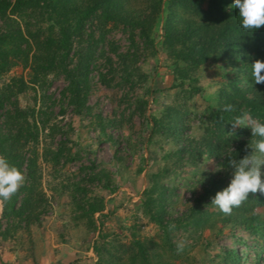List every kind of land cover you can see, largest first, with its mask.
<instances>
[{
    "label": "rangeland",
    "instance_id": "374dc122",
    "mask_svg": "<svg viewBox=\"0 0 264 264\" xmlns=\"http://www.w3.org/2000/svg\"><path fill=\"white\" fill-rule=\"evenodd\" d=\"M144 4L143 0H132L130 7L139 11L145 8ZM34 12L25 9L12 16L26 32L33 22ZM6 13L10 14V10ZM164 16L161 13L154 27L156 37L162 33ZM134 33L135 43L132 45L128 27L110 23L104 32V50L114 62L117 58L111 48L132 57L128 63V82L123 79L126 74L122 78L119 73L112 77L110 85L103 83L100 74H104L107 67L105 59L98 53L90 67L88 81L81 83L89 111L77 114L72 99H65L51 108L49 125H57L60 132L51 139L44 138L47 131L40 133L36 150V187L48 206L45 211L40 210L38 221L28 228L22 224L20 230L13 232L10 223L1 219L0 200L2 264H99L93 246H104L106 251L103 250L101 256L105 264H144L135 251L129 249L134 239L147 245L151 264H211L217 250L224 247L240 252L241 264H264L261 260L264 254L256 253L257 240L240 227L224 225L219 236L217 231L222 225L218 221L207 223L197 232L189 227L186 232L173 230L171 242L175 249L172 251L160 228L145 215L143 192L156 180L152 178L154 174L164 171L157 181L175 194L168 207V216L172 218L190 208L193 199L201 193L205 180L223 175L211 159L196 161V174L193 167L187 165V156L182 160L174 155L164 159L179 146L166 139L162 131L151 133L153 126L149 115L160 117L166 108L172 113L176 111L184 123L182 138H202L206 129L205 118L216 106L218 91L233 77L234 70L229 63L207 61L193 74L196 79L193 85L200 91L191 95L187 84L182 88L177 86L173 60L160 43H154V52L150 54L143 49L138 31ZM49 34L44 26L42 37L45 39ZM99 35L96 31L95 37ZM75 60L72 58L70 68ZM29 73V67L19 64L0 78V85L9 83L12 78L28 81ZM47 80L46 94L60 100L67 86L64 76L51 72ZM17 100L22 108H39V98L32 89L19 94ZM145 100L147 105L143 108L140 103ZM60 142L64 144L58 163L45 160L43 146L48 144L49 150L56 152ZM33 147L32 143L25 147L23 154L26 158L31 155ZM100 172H103L101 182L87 181L88 175ZM93 200L101 201L104 208L95 213L91 221L83 215L78 204L86 210L87 203ZM180 241L185 242V247L182 252H177Z\"/></svg>",
    "mask_w": 264,
    "mask_h": 264
},
{
    "label": "trees",
    "instance_id": "16d2710c",
    "mask_svg": "<svg viewBox=\"0 0 264 264\" xmlns=\"http://www.w3.org/2000/svg\"><path fill=\"white\" fill-rule=\"evenodd\" d=\"M131 1H2L0 78L19 64L29 67L30 73L28 81L12 78L9 83L0 85V155L21 172L24 170L22 173L25 177L22 186L9 200H1V219H6L10 223L9 228L15 232L22 228V224L28 228L38 221L40 213L47 208V200L36 187V150L40 144V133L47 131L44 138L51 139L55 133L60 132L57 125H49L51 108L65 99L73 100L77 114L89 111L85 106L86 98L82 95L81 83L88 81L90 67L93 66L96 55L100 53L106 62V72L100 74L103 83L110 85L112 77L119 73L122 78L123 74H126L123 79L125 82L129 81L128 63L132 58L130 54L117 53L111 48L117 58V62H114L104 50V32L107 25L121 24L130 28L132 45L135 43L134 31H138L143 49L150 54L154 52V43H160L173 60L177 86L182 88L187 84L191 95L200 91L193 85L196 81L193 74L207 61L229 63L234 70L233 77L219 89L216 106L210 109L205 118L206 129L202 138H182L184 123L180 121L176 111L172 113L166 108L160 117L149 115L153 126L151 133L162 131L166 139L177 142L179 146L173 153L165 155L164 159L169 155H174L180 160L187 156V165L193 167L195 174L198 169L196 161L211 159L223 171V175L218 174L205 180L201 193L193 199L190 208L172 218L168 216V207L175 194L172 189L157 181L164 171L154 174L152 178L156 180L143 192L142 207L145 215L160 228L165 243L173 249L172 251L175 246L173 247L171 242L173 230H169V225L174 224V230L183 229L186 232L189 227L197 232L207 223L218 221L222 226L217 231V236L222 234L224 225H235L254 236L256 244L259 245L256 253L264 254V194L250 193L249 198L241 206L234 207L230 215H225L211 204L216 193L226 188L232 179L234 170L228 165V156L239 160L251 152V149L247 148L252 139L251 129L238 127L234 134H229L233 132L232 120L246 110L253 118L264 122V84H255L251 76V64L257 59L264 61V26L256 30L243 29L239 9L232 7L234 0H143L145 8L139 11L132 10ZM25 9L35 11L33 22L26 32L12 16ZM7 10H10V14L6 13ZM161 13L165 14L164 24L161 35L156 37L154 27ZM44 26L48 33H51L45 39L42 37ZM96 31L100 34L98 38L95 37ZM72 58L76 60L70 68ZM51 72L62 74L67 82L58 101L46 94L47 78ZM28 89H32L39 98L38 109L35 106H19L17 96ZM140 104L145 108L147 101ZM226 104L233 105L234 111H223ZM63 112V109L60 110L61 114ZM30 143L34 147L31 155L26 158L23 152ZM63 144L64 142H60L56 152L50 151L48 144H45V160L57 164ZM101 175L103 176V172L88 175L87 181L101 182ZM78 205L83 210V215L91 221L93 215L104 208L99 200L88 202L86 210L82 205ZM209 207L213 210L210 211ZM217 218L221 220H216ZM93 249L98 254V263L105 264L101 256V252L106 251L104 246H93ZM129 249L135 251V255H138L144 264H151L147 245L134 239ZM220 249L211 264H241L240 252L226 247ZM262 259L264 261V256Z\"/></svg>",
    "mask_w": 264,
    "mask_h": 264
},
{
    "label": "clouds",
    "instance_id": "9594fccd",
    "mask_svg": "<svg viewBox=\"0 0 264 264\" xmlns=\"http://www.w3.org/2000/svg\"><path fill=\"white\" fill-rule=\"evenodd\" d=\"M232 7L239 9L241 26L245 30H256L264 26V0H234ZM264 61L257 59L251 64V76L255 84H264ZM225 112L234 111V106L226 104ZM238 127L251 129L252 139L247 148L251 149L242 159H234L229 155L228 165L234 170L229 185L216 193L211 204L225 215H230L234 207L241 206L250 193L264 194V122L255 119L248 111H242L232 120L233 132ZM247 150V149H246ZM23 173L0 155V200H9L22 186ZM169 225V230L175 229ZM185 242L177 243V252H182Z\"/></svg>",
    "mask_w": 264,
    "mask_h": 264
},
{
    "label": "water",
    "instance_id": "95a60500",
    "mask_svg": "<svg viewBox=\"0 0 264 264\" xmlns=\"http://www.w3.org/2000/svg\"><path fill=\"white\" fill-rule=\"evenodd\" d=\"M0 264H2L1 261H0Z\"/></svg>",
    "mask_w": 264,
    "mask_h": 264
}]
</instances>
